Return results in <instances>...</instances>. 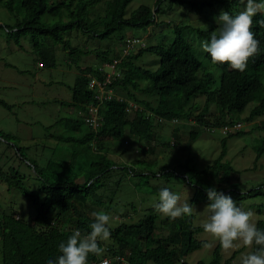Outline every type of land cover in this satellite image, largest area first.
Listing matches in <instances>:
<instances>
[{
    "label": "trees",
    "instance_id": "16d2710c",
    "mask_svg": "<svg viewBox=\"0 0 264 264\" xmlns=\"http://www.w3.org/2000/svg\"><path fill=\"white\" fill-rule=\"evenodd\" d=\"M102 1L104 0H0V5L8 12L14 14L17 7L23 12V18L17 19L14 24H0V32L5 31L9 36L17 38L31 34V43L36 56L43 66L51 68L56 67L52 46L54 43L64 45L70 55H76L80 59L83 54H87L71 46L70 41L65 38L67 32L77 29L90 38L105 40L123 27L144 30L154 26L160 27L161 24L157 22L158 16L173 11L172 4L162 8L161 5L165 0H157L155 8L142 5L128 17L127 8L133 0H106L103 18L93 17L95 13L93 8ZM175 3L188 5L192 11H203L217 4L221 5L223 11L235 16L244 10L246 0L200 2L175 0ZM45 17H47L46 21L43 20ZM48 18L55 21H47ZM168 25L171 23L169 22ZM218 27V23L207 29L176 24L174 25L176 37L168 46L146 44V47L138 48L136 53L134 50L121 59L117 65L120 76L113 80L111 88L115 93L120 90L126 91L128 98H123L121 101L116 99L107 101L101 106L99 114L102 125L97 132L92 131L84 120L77 118L60 119L54 124H65L67 129L81 133V137L71 140L74 144L82 146V151L73 153L70 161L49 163L43 168L27 157L25 153L27 148L19 146L14 141L11 147L14 148L17 157L28 163L41 185L38 190H32L25 184L26 176L17 168L10 167L9 171L5 172L0 167L1 181L9 189H17L36 206V215L29 221L22 219L20 212L14 208L2 211L3 215L0 218L2 264H48L50 259L55 260L60 255L59 244L66 242L74 230H79L82 234L91 231L89 225L94 222L92 213L100 210L89 204L105 202V199L97 194L98 190L104 188L107 180L111 179L116 171V163L104 153L97 152L93 158H87V162L80 161L81 155L85 156L91 152L94 142L101 143L108 139L122 140L126 137L147 141L155 130L157 117L162 118L164 123H170L173 119L182 122L193 118L197 127L217 130L237 123H251L255 118L264 116V13H258L253 18L252 24V31L260 42V51L249 59L243 72L233 70L228 64H214L220 71L219 76L204 72V63L199 58L197 49L184 35L186 30H190L209 41L212 31L217 30ZM121 40L125 41V39ZM95 53L100 65L82 68L81 75L72 88V99L68 104L82 112L86 111L88 105L96 103L95 92L89 88L91 76L102 80L103 72L99 67L120 58L116 50L112 57L109 56L108 50H99ZM146 54L153 57L149 65L155 64L156 68L137 64ZM206 58L211 62L209 54H206ZM135 92L146 96V99H139ZM200 97L205 98L202 108L196 102ZM147 98H155L157 103L153 105ZM130 103L136 104L138 108L129 112ZM251 103H255V106L248 116L243 117ZM0 105L5 108L11 107L2 99ZM213 107L216 110L214 113ZM83 126L86 127L85 131ZM261 128H264V122ZM177 133H174L176 137ZM246 133L248 132L241 129L229 134L228 137L234 135L242 137ZM190 136L196 140L199 132L191 131ZM154 137L153 141H156L158 137L156 135ZM0 139L13 141L12 137L9 138L1 132ZM155 143L170 147V143L162 140ZM150 149L148 146L143 153ZM227 152L225 138L222 141V152L213 164L202 170L195 166H186L184 172L188 173L187 181L197 189L194 201L197 200L199 193H202L206 196L204 202L208 204V189L235 195L237 200L264 194L261 188L242 191V184L237 178L239 172L229 162L224 161ZM263 154L264 143L258 149L257 160ZM78 162H80L79 169L76 168ZM136 168L133 165L123 167L132 175L137 171ZM163 175L175 177L172 171ZM90 200L93 201L89 202ZM157 220V210L153 208L137 224L120 223L115 228L110 226L112 245L105 246L102 241H98L104 252L99 256L90 254L88 264H94L104 258L110 259L111 264L118 262L120 264H187L186 257L202 249L207 243L205 240L199 241L195 238L197 234L203 232V229L201 226H194V215L172 220L171 223L169 222V226L171 225L169 232L163 235L158 231ZM257 228L264 231V220L258 221ZM256 248L257 246L253 244V251ZM219 250L220 245L217 246L210 264H221ZM117 258L122 260L117 262ZM233 259L234 257L228 259L224 264H231ZM197 264L206 263L200 261Z\"/></svg>",
    "mask_w": 264,
    "mask_h": 264
},
{
    "label": "rangeland",
    "instance_id": "374dc122",
    "mask_svg": "<svg viewBox=\"0 0 264 264\" xmlns=\"http://www.w3.org/2000/svg\"><path fill=\"white\" fill-rule=\"evenodd\" d=\"M105 1L93 8V13L95 12L93 17L103 18L106 8ZM156 1L133 0L127 8V16L129 17L142 5L155 8ZM187 1L200 2L204 0ZM171 4L173 6L172 12L158 16L157 22L161 26H154L149 30L123 27L105 40L90 38L86 33H82L77 29L67 32L65 38L70 41L71 46L87 52V54H83L80 59L76 55H70L65 50L64 45L54 43L52 46L56 67L51 68L43 66L36 56L31 43V34L21 35L17 38L1 31L0 99L11 107L5 108L0 105V132L9 138L12 137L13 141L0 139V167L5 172H8L10 167L17 168L21 174L26 176L25 184L32 190H38L41 182L36 178L37 175L28 163L17 157L14 148L11 146L16 141L19 146L27 148L25 151L27 157L43 168L49 163L70 161L73 153L82 151L83 147L74 144L71 140L72 138L81 137V133L67 129L65 124H54L64 118L84 120L79 111L68 104L71 102L72 88L81 75L82 68L100 65L95 51L108 50L110 52L109 56L112 57L113 52L116 50L117 55H121L123 44L121 39L128 37L142 38L148 46L158 44L168 46L176 37L174 25H188L207 29L213 24H217V18L223 11L221 5L217 4L213 8H205L203 11H192L188 5H176L175 0H165L161 6L167 8ZM18 5L17 3L16 6ZM22 18L23 12L18 7L16 12L12 14L0 5V24L12 25L17 19L21 20ZM46 19L47 17L43 20L46 21ZM47 21L54 22L55 20L48 18ZM169 22L171 25H168ZM184 35L197 49L199 58L204 63L205 70L203 71L219 76L220 71L216 69L212 62L208 61L206 58L207 53L201 47L202 42L206 40L190 30H186ZM137 49H135V53L138 51ZM152 59V56L146 54L137 64L156 68L155 64L149 65ZM117 92L118 96L128 98L126 91V93L121 90ZM135 95L139 99H146V96L140 93L135 92ZM147 99H150L149 101L153 105L157 103L155 98ZM196 102L202 108L205 98L200 97L196 99ZM254 106L255 103H251L243 117L248 116ZM215 111L213 107L212 112ZM263 122L264 116H261L255 118L251 123H243L242 129L248 133L242 137L237 135L224 136L219 129H211L208 132L204 127H197V123L193 118L180 121L176 125L170 123L158 125L156 122L155 130L147 141L126 137L122 140L108 139L101 143L94 142L91 146V152L88 155L85 154V156L81 155L80 161L87 162V158H93L95 153H104L116 163V171L113 173V177L107 180L104 188L98 190L97 194L105 199V202L100 204V202L94 203L93 200H90L89 202L92 203L89 206L92 205V207L98 208L100 212L108 214L112 218L110 226L113 228L120 225V223L137 224L150 213L151 209L156 208V204L159 203L160 190L168 188L180 196L181 203L187 200L194 207L196 210L193 213L195 217L194 226H200L207 216L204 211L207 205L204 202L206 196L199 193L197 200L194 201L197 189L187 181L189 176L186 175L188 173L185 174L184 172L186 166H195L202 170L213 164L214 160L220 156L222 141L226 138L228 152L224 161L229 162L239 172L237 178L238 182L242 184V191L261 188L263 192L264 154L257 160L258 149L264 143V128H261ZM85 128L83 126L84 131ZM191 131L199 132V137L196 140L191 138ZM176 132H178L177 137L174 135ZM154 135L158 137L156 141L162 140L170 143V147L156 144V141H153ZM148 146L151 149L143 153V150ZM79 165L80 162L76 166L77 169H79ZM130 165L137 167V171L133 175L128 170L123 169V167ZM168 171L175 173V177L163 175ZM226 194L230 195L242 210L253 213L252 221L256 226L259 220H264L263 193L242 200H237L234 197L235 195ZM10 208L18 210L21 218L26 221L32 220L36 215V206L17 189H9L0 179V218L3 215L2 211ZM157 215L159 233L162 235L167 234L171 228L169 224L172 219L158 211ZM169 219L170 221H167ZM195 238L199 241L205 240L207 243H211L212 247H203L189 254L186 257L187 264H197L200 261L210 264L219 243L212 241L204 232L197 234ZM102 242L105 246L112 245L110 237ZM219 251L222 259L221 264L233 257L231 264H240L241 256L253 251V246L251 248L238 246L230 251H224L220 247ZM125 252L129 253L128 251ZM0 264H2L1 245Z\"/></svg>",
    "mask_w": 264,
    "mask_h": 264
},
{
    "label": "clouds",
    "instance_id": "9594fccd",
    "mask_svg": "<svg viewBox=\"0 0 264 264\" xmlns=\"http://www.w3.org/2000/svg\"><path fill=\"white\" fill-rule=\"evenodd\" d=\"M258 13H264V2L258 3L257 0H246L244 10L235 16L227 11L221 12L217 18L219 27L212 31L210 40L201 45L213 64H228L240 72L246 70L249 59L260 51V42L252 31L253 18ZM207 196L209 203L204 209L207 216L200 225L206 236L218 242L224 251L238 246L251 248L255 244L257 248L243 254L240 264H264V231L252 221L253 213L242 210L230 195L216 189H208ZM158 200L156 210L172 220L190 217L196 211L187 200L181 203L180 196L168 188L160 190ZM92 215L91 231L82 234L74 230L66 242L59 244L60 255L55 260L50 259L48 264H88L90 254L99 256L104 252L98 241L109 239L112 218L103 212H93ZM204 247H212V244L205 243Z\"/></svg>",
    "mask_w": 264,
    "mask_h": 264
},
{
    "label": "built area",
    "instance_id": "2783aa9c",
    "mask_svg": "<svg viewBox=\"0 0 264 264\" xmlns=\"http://www.w3.org/2000/svg\"><path fill=\"white\" fill-rule=\"evenodd\" d=\"M146 47V43L144 39L142 38H136V37H128L125 39V41L122 44V53L120 55L119 59L114 60L113 63H104L99 67V70L103 72V79H99L98 77H92L89 83V88L93 92H95V104H90L86 107V111L82 112L79 111V114L83 116L84 121L87 126L91 128L92 131L97 132L102 125V118L99 114V110L101 106L111 100H123L122 97L118 96L114 90L111 88V84L113 80H115L117 77L120 76V73L117 70V65L123 59L125 56L129 55L132 51H134L137 48ZM138 108V106L134 103H130L128 111H132V109ZM156 122L159 124L164 123V120L160 117L156 118ZM180 123V120L173 119L170 121V124L176 125ZM243 124L237 123L232 126H224L221 127L219 130L224 136H228L231 133H234L235 131L241 130ZM216 130V129H213ZM208 132H210V129H207ZM117 262L122 260V258H117ZM107 261V264H111V260L108 258H104L94 264H104V262ZM118 264H120L118 262Z\"/></svg>",
    "mask_w": 264,
    "mask_h": 264
},
{
    "label": "crops",
    "instance_id": "0c3cea01",
    "mask_svg": "<svg viewBox=\"0 0 264 264\" xmlns=\"http://www.w3.org/2000/svg\"><path fill=\"white\" fill-rule=\"evenodd\" d=\"M71 109V108H70ZM79 111V110H78ZM78 119H80V118H78Z\"/></svg>",
    "mask_w": 264,
    "mask_h": 264
}]
</instances>
